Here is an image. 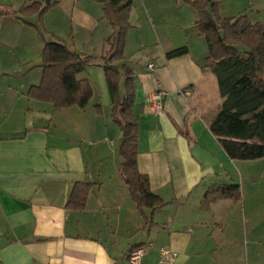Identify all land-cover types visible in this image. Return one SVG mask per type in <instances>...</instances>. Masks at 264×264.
<instances>
[{"label": "crops", "instance_id": "0c3cea01", "mask_svg": "<svg viewBox=\"0 0 264 264\" xmlns=\"http://www.w3.org/2000/svg\"><path fill=\"white\" fill-rule=\"evenodd\" d=\"M216 1L222 18L264 22V0ZM33 3L37 10L21 13ZM0 10V264H127L129 251L148 243L138 264H264V158L230 159L206 125L221 97L215 76L203 71L208 47L192 6L132 0L117 62L133 72L138 171L166 202L144 209L152 225L118 174L122 133L111 117L101 58L117 29L103 4L0 0ZM40 27L46 40L59 38L93 57L77 76L93 87L83 109L27 97L43 73ZM181 47L185 54L166 57ZM157 91L160 112L149 101ZM75 183L93 185L82 210L66 207ZM216 184L239 185L241 201L217 199L202 208Z\"/></svg>", "mask_w": 264, "mask_h": 264}, {"label": "trees", "instance_id": "16d2710c", "mask_svg": "<svg viewBox=\"0 0 264 264\" xmlns=\"http://www.w3.org/2000/svg\"><path fill=\"white\" fill-rule=\"evenodd\" d=\"M95 1L103 4L105 17L117 29L105 41L108 50L101 58L112 101L111 117L122 133L118 174L145 224L152 225L144 209L154 212L166 202L151 191L148 176L138 171V120L132 110L135 100L133 72L126 64H117L123 59L124 38L129 27L127 12L132 0ZM183 2L198 14L196 27L208 47L203 71L215 76L221 97L220 104L204 116L209 131L230 159L264 158V22L252 23L246 15L222 18L216 0ZM38 8L39 4L33 3L21 13L30 14ZM47 9L46 6L40 10V17ZM4 14L0 10V19ZM36 29L44 41L43 73L39 85L29 88L27 97L51 103L56 109L72 106L83 109L93 96V87L88 80L77 76L86 70L93 57L71 50L59 38L48 41L45 38L47 32L42 27ZM186 52V47H181L168 52L166 57L173 58ZM122 78L124 93L120 95ZM92 187L91 183H75L67 209H84ZM217 199L240 202L239 185H213L203 196L201 207L207 209Z\"/></svg>", "mask_w": 264, "mask_h": 264}, {"label": "built area", "instance_id": "2783aa9c", "mask_svg": "<svg viewBox=\"0 0 264 264\" xmlns=\"http://www.w3.org/2000/svg\"><path fill=\"white\" fill-rule=\"evenodd\" d=\"M148 67H152V64H149ZM162 94V92L157 91L151 97H149V101L156 112H160L162 110V104L160 102ZM148 246H150V243L132 248L126 257L127 264H138L145 255ZM162 253L168 259H173V255L168 251L162 250Z\"/></svg>", "mask_w": 264, "mask_h": 264}]
</instances>
